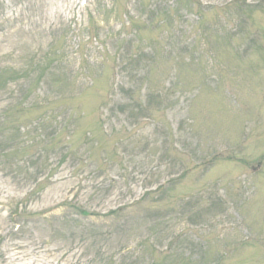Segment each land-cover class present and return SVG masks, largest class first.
<instances>
[{
    "label": "rangeland",
    "instance_id": "obj_1",
    "mask_svg": "<svg viewBox=\"0 0 264 264\" xmlns=\"http://www.w3.org/2000/svg\"><path fill=\"white\" fill-rule=\"evenodd\" d=\"M0 264H264V0H0Z\"/></svg>",
    "mask_w": 264,
    "mask_h": 264
},
{
    "label": "trees",
    "instance_id": "obj_2",
    "mask_svg": "<svg viewBox=\"0 0 264 264\" xmlns=\"http://www.w3.org/2000/svg\"><path fill=\"white\" fill-rule=\"evenodd\" d=\"M67 99H74V96H66Z\"/></svg>",
    "mask_w": 264,
    "mask_h": 264
}]
</instances>
